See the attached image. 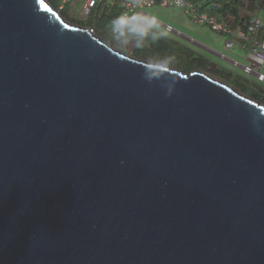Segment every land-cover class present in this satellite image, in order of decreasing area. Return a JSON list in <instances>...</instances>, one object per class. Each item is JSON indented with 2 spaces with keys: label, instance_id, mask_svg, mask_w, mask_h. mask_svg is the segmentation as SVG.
<instances>
[{
  "label": "water",
  "instance_id": "obj_1",
  "mask_svg": "<svg viewBox=\"0 0 264 264\" xmlns=\"http://www.w3.org/2000/svg\"><path fill=\"white\" fill-rule=\"evenodd\" d=\"M0 264H264V104L0 0Z\"/></svg>",
  "mask_w": 264,
  "mask_h": 264
},
{
  "label": "built area",
  "instance_id": "obj_2",
  "mask_svg": "<svg viewBox=\"0 0 264 264\" xmlns=\"http://www.w3.org/2000/svg\"><path fill=\"white\" fill-rule=\"evenodd\" d=\"M76 0H60L58 2V11L65 8L68 4H73ZM82 2V15L87 19L90 14L99 7L118 4L120 12L114 20L110 33L114 40L119 44L129 43L130 52L136 44V38L132 40L123 39V30L133 24L137 16H143L149 24H155L162 27L167 33L175 32L178 35L183 34L180 30L169 23L161 20L156 14L148 13L143 8H151L155 4L163 6L177 5L189 14L191 19L202 25L208 24L222 37L223 48L226 52H219L220 58L232 65V70L247 77L255 84L264 86V37H254L255 33L264 26V9L260 4L255 13L244 23L236 24V17L230 13L210 12L200 8L201 3L195 0H77ZM95 33L92 26H86ZM123 42V43H122ZM247 48L245 59L237 53L229 56L228 51L235 46ZM225 65V64H224ZM227 66V65H226ZM229 67V66H228Z\"/></svg>",
  "mask_w": 264,
  "mask_h": 264
},
{
  "label": "trees",
  "instance_id": "obj_3",
  "mask_svg": "<svg viewBox=\"0 0 264 264\" xmlns=\"http://www.w3.org/2000/svg\"><path fill=\"white\" fill-rule=\"evenodd\" d=\"M54 8L58 9L60 0H47ZM201 3L200 8L210 12L230 13L236 17L237 23L247 22L261 4L264 9V0H195ZM68 21L79 25H85L82 20H77L70 15L69 8L66 6L59 11ZM120 12L118 4L108 5L104 8L99 7L90 16L92 18L85 26H92L95 34L107 33L111 35V26ZM89 16V17H90ZM127 35L136 38V44L132 53L137 58L152 56L157 60L166 58H178L182 63L180 67L185 72L198 69H206L211 73L217 74L229 81L234 87L239 88L243 93L258 99L264 104V86L255 84L244 75L235 72L226 65H221L209 56L204 55L188 45L177 40L175 37L160 29L150 25L135 21L123 30V39ZM257 35L264 37V26L259 29ZM114 40L113 36L111 35Z\"/></svg>",
  "mask_w": 264,
  "mask_h": 264
},
{
  "label": "rangeland",
  "instance_id": "obj_4",
  "mask_svg": "<svg viewBox=\"0 0 264 264\" xmlns=\"http://www.w3.org/2000/svg\"><path fill=\"white\" fill-rule=\"evenodd\" d=\"M69 8L70 15L74 17L77 20H82L84 23L87 24L88 21L92 18V16L88 17L87 19L83 18L82 15V2L81 1H75L73 4L67 5ZM144 11L148 13H154L156 14L161 20L165 22H169L173 24L176 29L183 32V34L178 35L175 32L168 33L169 35L175 37L177 40L181 41L182 43L188 45L192 49L209 56L212 60L215 62L221 64V65H227L230 68H232V65L229 62L223 61L220 56L218 55L219 52H226L223 48V41L225 40L226 36L222 37L219 33L214 31L210 25L208 24H200L194 22L188 13H186L183 8L177 5H168L163 6L160 4H155L151 8H143ZM264 15V12L262 13ZM137 21H140L142 23H148L147 20L143 16H137ZM76 24L75 22H72ZM84 25V26H85ZM162 31V27L155 24H150ZM167 33V32H166ZM100 38H102L104 41H106L108 44L113 46L114 48L121 50L125 53H128L132 56H135L133 53L130 52L129 43H123V45H119L115 40L112 39L111 35L107 33H100L96 34ZM257 32L255 33L254 37H257ZM133 37L127 35L124 37V40H132ZM234 53H237L243 57V60L246 57L247 48H240L238 45L231 48L230 51H228L229 56H234ZM146 61L149 62H156V63H162L165 65H168L173 68L182 69L180 67V64L182 61H180L178 58H166L165 60H157L152 56L144 57L143 58ZM203 72H206L210 74L211 76L230 84L229 81L225 80L223 77H220L217 74L211 73L206 69H198ZM237 90L242 92L239 88L235 87Z\"/></svg>",
  "mask_w": 264,
  "mask_h": 264
},
{
  "label": "crops",
  "instance_id": "obj_5",
  "mask_svg": "<svg viewBox=\"0 0 264 264\" xmlns=\"http://www.w3.org/2000/svg\"><path fill=\"white\" fill-rule=\"evenodd\" d=\"M163 31V30H162Z\"/></svg>",
  "mask_w": 264,
  "mask_h": 264
}]
</instances>
